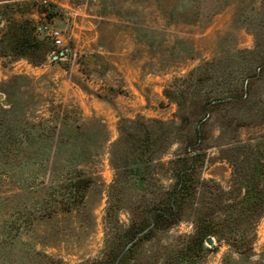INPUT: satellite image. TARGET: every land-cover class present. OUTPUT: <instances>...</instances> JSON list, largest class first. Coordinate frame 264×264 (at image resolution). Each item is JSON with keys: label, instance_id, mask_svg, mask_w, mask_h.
<instances>
[{"label": "rangeland", "instance_id": "1", "mask_svg": "<svg viewBox=\"0 0 264 264\" xmlns=\"http://www.w3.org/2000/svg\"><path fill=\"white\" fill-rule=\"evenodd\" d=\"M6 1L15 8L23 7L24 17L35 20L38 26L57 29L61 46L50 44L51 49L63 48L68 54L54 62L49 57L40 66L23 58L0 57V118L8 92L18 108L24 109L23 118L44 126L51 123V113H67L74 119L96 122L107 139L99 140L97 152L86 166L93 172L94 182L84 203L72 212L43 207L42 203L51 186L64 182V160L62 167L53 166L17 153L9 158L0 150V264H84L103 248L102 218L113 176L108 146L116 137L118 120L136 114L176 120V104L165 97L163 89H178L186 97L182 113L190 117L186 131H192L199 100L213 87L238 81L246 71L250 59L246 49L254 46L255 36L264 37V0H36L49 3L46 9L55 12L51 19L35 11L34 0H0L3 13L8 12ZM12 16L21 17L17 12ZM5 25L4 20L0 22V34ZM92 51L100 52L110 63L106 77L121 82L124 94L99 97L96 93L104 94L100 80L86 81L91 92L68 80L64 66L79 76L76 58ZM198 65L205 69L204 81L195 91ZM193 68L192 76L188 75ZM17 74L27 78L11 79ZM8 121L18 134L22 128L19 115L10 116ZM263 129L244 130L241 136ZM0 131H4L1 125ZM216 133L214 129L209 135ZM203 143L209 148L202 175L225 186L230 168L224 162L209 160L216 156L210 146L213 138ZM176 148L177 143H173L157 162L155 178L160 185L171 180L167 160ZM120 218L126 220L124 211ZM190 229L191 224L183 222L167 235ZM252 245L255 254L242 264H256L257 253L264 249V216L256 225ZM224 255L236 257L221 244L203 264H222Z\"/></svg>", "mask_w": 264, "mask_h": 264}, {"label": "trees", "instance_id": "2", "mask_svg": "<svg viewBox=\"0 0 264 264\" xmlns=\"http://www.w3.org/2000/svg\"><path fill=\"white\" fill-rule=\"evenodd\" d=\"M32 3L39 15L49 19L55 15L46 9L49 3ZM4 6L8 12L0 11V22H6L0 34V57L23 58L32 66H40L49 57L54 62L68 54L63 48L51 49L53 41L38 29L35 20L24 17L23 7L15 8L10 1ZM15 12L21 17H13ZM246 51L250 59L238 81L213 87L199 100L192 131H186L190 117L182 113L186 97L178 89H163L165 97L176 104V120L139 114L118 120L116 137L108 146L113 176L102 218L103 248L84 264H203L221 244L236 255H224L222 264H242L255 254V228L264 216V129L245 137L241 132L264 126V37L255 36L254 46ZM75 62L79 76L64 66L71 83L91 92L86 81L96 78L104 91L96 93L99 97L124 94L121 82L106 77L110 63L100 52L79 54ZM204 70L202 65L195 67V91L204 81ZM21 77L27 78L17 74L11 79ZM4 102L0 150L9 158L17 153L53 166H61L64 160V182L51 186L42 203L43 207L72 212L84 203L94 182L93 172L86 166L97 152L99 140L107 139L102 127L57 112L51 113L50 124L40 126L23 118L25 111L18 108L12 93H5ZM16 115L22 122L18 134L8 121ZM214 129L216 135H209ZM206 138H213L210 146L216 150V156L209 160L224 162L230 168L225 186L202 175L209 148L203 143ZM173 143L177 148L167 160L171 180L163 186L156 182L157 162ZM122 211L125 221L120 218ZM183 222L191 224L189 231L167 235ZM207 237H213L216 244L208 246ZM257 255L256 264H264V249Z\"/></svg>", "mask_w": 264, "mask_h": 264}, {"label": "built area", "instance_id": "3", "mask_svg": "<svg viewBox=\"0 0 264 264\" xmlns=\"http://www.w3.org/2000/svg\"><path fill=\"white\" fill-rule=\"evenodd\" d=\"M38 29L44 33L45 35H47L49 38H51V40L53 41V44L55 46H61L60 43V34L58 32L57 29L52 28V27H47L46 25L44 26H39Z\"/></svg>", "mask_w": 264, "mask_h": 264}, {"label": "water", "instance_id": "4", "mask_svg": "<svg viewBox=\"0 0 264 264\" xmlns=\"http://www.w3.org/2000/svg\"><path fill=\"white\" fill-rule=\"evenodd\" d=\"M53 57H56V54H55ZM205 243H206L208 246L214 245V239H213V237H207V238L205 239Z\"/></svg>", "mask_w": 264, "mask_h": 264}]
</instances>
